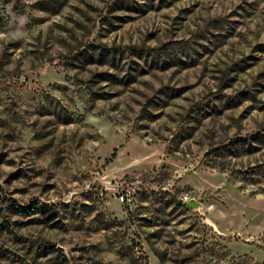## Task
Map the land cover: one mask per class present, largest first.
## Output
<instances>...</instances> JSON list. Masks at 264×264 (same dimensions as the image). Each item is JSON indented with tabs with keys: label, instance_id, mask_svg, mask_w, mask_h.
<instances>
[{
	"label": "rangeland",
	"instance_id": "rangeland-1",
	"mask_svg": "<svg viewBox=\"0 0 264 264\" xmlns=\"http://www.w3.org/2000/svg\"><path fill=\"white\" fill-rule=\"evenodd\" d=\"M0 264H264V0H0Z\"/></svg>",
	"mask_w": 264,
	"mask_h": 264
},
{
	"label": "water",
	"instance_id": "water-1",
	"mask_svg": "<svg viewBox=\"0 0 264 264\" xmlns=\"http://www.w3.org/2000/svg\"><path fill=\"white\" fill-rule=\"evenodd\" d=\"M187 203L189 205H191L193 208L199 207L202 205V202L196 200V199H192V200H188Z\"/></svg>",
	"mask_w": 264,
	"mask_h": 264
},
{
	"label": "trees",
	"instance_id": "trees-1",
	"mask_svg": "<svg viewBox=\"0 0 264 264\" xmlns=\"http://www.w3.org/2000/svg\"><path fill=\"white\" fill-rule=\"evenodd\" d=\"M116 153H117V150L114 152V156L116 155ZM229 174H231L232 176H234L235 178H237V179H239V180H243L242 178H239L238 176H237V174L236 173H234V172H231V173H229Z\"/></svg>",
	"mask_w": 264,
	"mask_h": 264
}]
</instances>
